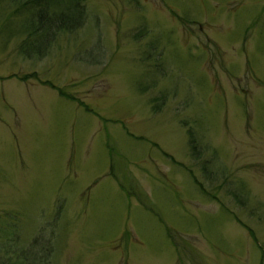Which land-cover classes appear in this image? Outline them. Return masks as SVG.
I'll list each match as a JSON object with an SVG mask.
<instances>
[{"label": "rangeland", "instance_id": "rangeland-1", "mask_svg": "<svg viewBox=\"0 0 264 264\" xmlns=\"http://www.w3.org/2000/svg\"><path fill=\"white\" fill-rule=\"evenodd\" d=\"M86 6L30 58L0 0V264H262L264 0Z\"/></svg>", "mask_w": 264, "mask_h": 264}, {"label": "trees", "instance_id": "trees-1", "mask_svg": "<svg viewBox=\"0 0 264 264\" xmlns=\"http://www.w3.org/2000/svg\"><path fill=\"white\" fill-rule=\"evenodd\" d=\"M15 8V16L27 15L23 29L18 33L26 35L21 45V52L32 58L43 57L50 50L57 35L63 33H74L87 21L86 0H11ZM145 33V32H144ZM12 77H16L13 75ZM20 80L28 81L35 78V74L19 77ZM37 79V78H35ZM51 88L59 92V95L70 101H77L66 89L60 88L51 82H45ZM193 152L199 154L200 150L196 139L191 137ZM38 243L39 241H35ZM35 243V245H36ZM54 248L49 247V252ZM264 256L262 257V264Z\"/></svg>", "mask_w": 264, "mask_h": 264}]
</instances>
